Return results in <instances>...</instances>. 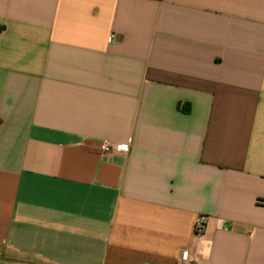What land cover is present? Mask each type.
I'll use <instances>...</instances> for the list:
<instances>
[{
    "label": "crops",
    "instance_id": "obj_1",
    "mask_svg": "<svg viewBox=\"0 0 264 264\" xmlns=\"http://www.w3.org/2000/svg\"><path fill=\"white\" fill-rule=\"evenodd\" d=\"M0 258L264 264V0H0Z\"/></svg>",
    "mask_w": 264,
    "mask_h": 264
},
{
    "label": "built area",
    "instance_id": "obj_2",
    "mask_svg": "<svg viewBox=\"0 0 264 264\" xmlns=\"http://www.w3.org/2000/svg\"><path fill=\"white\" fill-rule=\"evenodd\" d=\"M100 148L103 152H109L111 150L126 151L128 147L126 145H112L109 143H104L101 145ZM205 223H206L205 217H199L196 219L194 223V227H193L195 234H201L204 231ZM186 258H187V255L186 254L183 255V259H186Z\"/></svg>",
    "mask_w": 264,
    "mask_h": 264
},
{
    "label": "water",
    "instance_id": "obj_3",
    "mask_svg": "<svg viewBox=\"0 0 264 264\" xmlns=\"http://www.w3.org/2000/svg\"><path fill=\"white\" fill-rule=\"evenodd\" d=\"M0 263L1 264H31V263L24 262V261L8 260V259H1V258H0Z\"/></svg>",
    "mask_w": 264,
    "mask_h": 264
}]
</instances>
